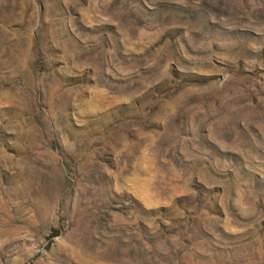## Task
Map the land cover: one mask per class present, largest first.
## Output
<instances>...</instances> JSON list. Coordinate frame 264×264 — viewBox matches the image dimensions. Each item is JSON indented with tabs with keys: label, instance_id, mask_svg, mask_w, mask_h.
<instances>
[{
	"label": "rangeland",
	"instance_id": "374dc122",
	"mask_svg": "<svg viewBox=\"0 0 264 264\" xmlns=\"http://www.w3.org/2000/svg\"><path fill=\"white\" fill-rule=\"evenodd\" d=\"M0 264H264V0H0Z\"/></svg>",
	"mask_w": 264,
	"mask_h": 264
},
{
	"label": "trees",
	"instance_id": "16d2710c",
	"mask_svg": "<svg viewBox=\"0 0 264 264\" xmlns=\"http://www.w3.org/2000/svg\"><path fill=\"white\" fill-rule=\"evenodd\" d=\"M57 234H53L52 237L56 236Z\"/></svg>",
	"mask_w": 264,
	"mask_h": 264
}]
</instances>
